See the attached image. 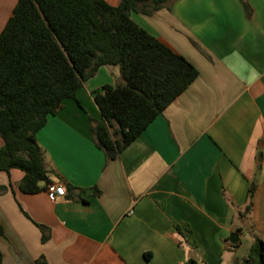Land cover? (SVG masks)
<instances>
[{"label":"crops","instance_id":"1","mask_svg":"<svg viewBox=\"0 0 264 264\" xmlns=\"http://www.w3.org/2000/svg\"><path fill=\"white\" fill-rule=\"evenodd\" d=\"M17 1L0 0V33ZM247 3L249 14L240 0L131 13L198 77L115 160L89 123L101 119L92 92L120 82L116 71L99 68L77 91L80 107L65 100L36 134L49 184L26 195L21 171L0 173L1 264H227L245 234L264 241V0ZM47 185L64 196L50 202Z\"/></svg>","mask_w":264,"mask_h":264},{"label":"trees","instance_id":"2","mask_svg":"<svg viewBox=\"0 0 264 264\" xmlns=\"http://www.w3.org/2000/svg\"><path fill=\"white\" fill-rule=\"evenodd\" d=\"M173 1L119 0L116 6L105 0L17 1L0 33V173L21 171L23 194H37L40 184H49L36 134L65 100L80 107L77 91L99 68L117 67L120 74V82L92 92L101 119L90 120L89 132L107 160L117 159L196 80L191 63L130 16H151ZM240 2L249 14L247 0ZM254 192L252 184L245 212ZM240 264H264V241L253 238Z\"/></svg>","mask_w":264,"mask_h":264},{"label":"rangeland","instance_id":"3","mask_svg":"<svg viewBox=\"0 0 264 264\" xmlns=\"http://www.w3.org/2000/svg\"><path fill=\"white\" fill-rule=\"evenodd\" d=\"M116 71V76L120 78L119 70L117 67H111ZM241 212V217L240 220L241 222L243 221L244 223V229L249 230L250 229V218L248 216V212H245L244 209L240 210ZM239 217V216H238ZM247 217V218H246ZM246 218V219H245ZM246 233V232H245ZM250 239L248 235H244L241 240H240V247L236 249L234 252H226L225 257L227 258V264H240L245 256L246 250L248 249L250 245ZM200 264V263H199Z\"/></svg>","mask_w":264,"mask_h":264},{"label":"built area","instance_id":"4","mask_svg":"<svg viewBox=\"0 0 264 264\" xmlns=\"http://www.w3.org/2000/svg\"><path fill=\"white\" fill-rule=\"evenodd\" d=\"M262 155L264 157V141H263ZM45 192L50 202H55L58 198L64 196V188L60 185L57 186L47 185L45 188Z\"/></svg>","mask_w":264,"mask_h":264},{"label":"water","instance_id":"5","mask_svg":"<svg viewBox=\"0 0 264 264\" xmlns=\"http://www.w3.org/2000/svg\"><path fill=\"white\" fill-rule=\"evenodd\" d=\"M258 158L260 159L261 158V153L258 155ZM238 241V236H237V233H232L229 237V242L231 244H236Z\"/></svg>","mask_w":264,"mask_h":264}]
</instances>
